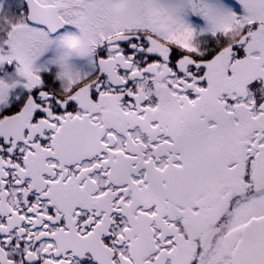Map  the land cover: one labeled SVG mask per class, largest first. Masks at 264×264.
<instances>
[{
	"label": "snow or ice",
	"instance_id": "obj_1",
	"mask_svg": "<svg viewBox=\"0 0 264 264\" xmlns=\"http://www.w3.org/2000/svg\"><path fill=\"white\" fill-rule=\"evenodd\" d=\"M0 264H264V0H0Z\"/></svg>",
	"mask_w": 264,
	"mask_h": 264
}]
</instances>
